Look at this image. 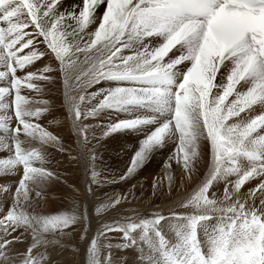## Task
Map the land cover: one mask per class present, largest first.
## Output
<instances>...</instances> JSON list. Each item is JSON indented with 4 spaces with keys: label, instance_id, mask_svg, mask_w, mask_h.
<instances>
[{
    "label": "snow or ice",
    "instance_id": "6c2138e0",
    "mask_svg": "<svg viewBox=\"0 0 264 264\" xmlns=\"http://www.w3.org/2000/svg\"><path fill=\"white\" fill-rule=\"evenodd\" d=\"M105 2L95 31H86ZM60 3L0 0V65L4 68L0 81L6 85L0 86V132L4 134L0 149L13 153L0 159V171L22 169L12 204L0 211V264H36V249L49 243L46 234L67 235L65 230L81 218L27 211L45 197L44 182L61 176L45 167V150L26 147L21 136L67 153L70 161L86 157L91 194L92 185L114 181H102L93 167L96 155L89 148L92 136L85 121L100 110L135 107L171 115L141 142L129 174L169 134L179 140L170 159L182 162L187 172L195 168L198 141L207 140L209 171L197 190L180 203L181 208L194 211L167 216L156 212L138 222L125 218L102 224L88 243L87 264H126L125 258L114 256L113 249L123 252L129 247L140 249L139 264H264V0H82L78 12L59 11ZM37 41L59 61L66 87L102 80L117 85L78 96L66 92L64 107L78 141L75 156L61 137L39 122L52 105L29 110L26 106L31 103L48 102L21 95L22 87L40 91L34 80L51 79L42 74L51 71L47 67L41 74L17 75L46 55L36 49ZM25 49L30 51L21 55ZM125 50L130 54L124 55ZM218 77L225 82H218ZM214 89L220 91L214 94ZM98 96L103 98L93 108L83 107ZM9 97H14L10 103ZM150 122L142 117L118 120L103 135ZM220 179L224 191L217 198L210 189ZM254 180L258 181L255 187L243 192ZM6 195L8 187L0 185V199ZM120 204V197L109 198L95 211L99 214ZM166 219L172 221L166 228L171 235L161 228ZM26 233L32 242L23 252L14 251ZM111 233L120 234L118 244L109 239Z\"/></svg>",
    "mask_w": 264,
    "mask_h": 264
},
{
    "label": "rangeland",
    "instance_id": "374dc122",
    "mask_svg": "<svg viewBox=\"0 0 264 264\" xmlns=\"http://www.w3.org/2000/svg\"><path fill=\"white\" fill-rule=\"evenodd\" d=\"M105 7L106 2L97 8V21L89 25L86 31H95ZM80 8H82V0H61L58 10L78 12ZM28 31H32V29H28ZM156 42L159 43V40H156ZM36 49L40 52H45L46 55L36 61L33 65L27 66L24 70H18L17 75L23 77L27 72L41 74L42 70L47 67L51 69V71L42 74L47 75L51 79L47 81L34 80L33 83L39 86L40 91L36 92L35 90L22 87L21 95L27 96L36 101L48 102V104L31 103L26 106L29 110H34L36 107H48L49 105H52L50 112H46L39 122L46 130L61 137L65 146L67 148H71L73 150L72 155L75 156L77 155L76 146L78 141L74 133L71 131V120L68 116L67 108L64 107V96L66 92L71 95L78 96L79 94H84L85 92H96L97 90L108 89L117 85L115 82L102 80L99 84H92L90 86L86 81H84L79 85L74 83L70 87H66L64 73L60 70L59 61L55 59L54 55L51 54L50 50H48L46 45L41 41L36 42ZM29 51L30 49H25L21 55L27 54ZM123 54L128 55L130 53L128 50H125ZM0 70H4L2 65H0ZM218 82L225 81L223 77H218ZM0 86H6L5 82L0 81ZM123 86L133 85L125 84ZM219 91V89L213 90L214 94H217ZM13 98L14 97H9L8 102L10 103ZM102 98V96H98L96 99L84 104L83 107L86 109L93 108ZM9 115L13 116L11 126L15 127L16 122L14 120V114L10 112ZM170 115L171 114L169 112L156 111L145 107H135L120 111L100 110L93 118H89L85 121L86 124L90 125V132L92 136L89 148L96 155L93 167L100 173V179L102 181H114L112 183L92 185L93 193L91 194L87 191L90 179L88 175L89 167L85 170L79 168L78 161L81 160L70 161L67 153L59 152L52 146H42L38 141H33L31 138L23 135L21 136V140L24 142L26 147L35 146L38 150H45L46 168H49L54 172L59 171V174H62L66 178H70L72 180V182L68 184L62 182L61 179L45 181L43 186V193L45 197L39 199L42 203L38 204L35 201L32 207L28 208L27 211L34 212V214L44 217L52 214L81 215L77 224L65 230V232L68 233L67 235H60L59 233L46 234L45 238L49 241V243L36 249L34 253L36 264H40L39 257L42 259L44 255L51 254L50 251L55 247H57V249L58 247L61 248L59 249V253H66L67 255L74 254L75 259L72 261V264H78L80 258L82 259L83 264H87L88 243L91 238L97 234L101 225L104 223L125 218H130L138 222L139 218H150L153 213L156 212L163 213L165 216L169 215L171 212H187L185 210L188 209H180L179 201L171 203L172 206H170V204H166H168L167 202L169 201L171 202V200L177 201L184 195L188 194L186 197L187 199L194 193L195 190H197L198 186L201 185L203 178L205 179L211 162V152L207 140L202 138L198 141V156L196 158L195 168L193 169L194 173L189 176L187 174L186 179H182L179 176L180 172H178L179 164L181 163L183 165V163L177 162L176 159H170L179 144L178 137L172 134L166 135L160 144L154 145L151 149H149L143 161L140 162L139 166L130 173L132 175L130 176V174H128V170L134 156L142 147L141 142L145 140V138L149 136L155 128L161 126L165 121H167L170 118ZM136 117L149 118L152 119V122L145 123L131 129L116 131L107 136L103 135L106 128L109 125L114 124L116 121L130 120ZM32 122L37 121L32 118ZM3 135L4 134L0 132V136ZM12 155L13 153L0 149V159L11 158ZM182 168L184 169V167ZM163 169L167 171L169 180L165 181L161 178V171ZM21 174L22 169L18 168V173L16 175H18L19 180ZM16 175L10 170L8 174L0 171V185H12L16 187L19 181L17 179L15 180ZM62 175L60 176L62 177ZM121 177L124 178L121 179ZM231 179H235V177H232ZM127 182H132L134 185H137L136 188L139 189V192L136 191L134 193V197L138 202L140 197L144 198L143 194L140 192V188L144 187V189L153 193V195L150 196V202H154L155 205H152L149 202L151 205L149 206L150 208H145L146 206L144 207L142 204L136 205L135 202L124 197L123 191L126 187L124 184ZM223 182V179L218 180L210 189V195L211 193H215L217 198H222L224 191ZM257 182L258 181L255 180L253 182H248L242 189L243 192H247L249 188L255 187ZM117 196L121 198L120 205L116 206V208L109 207L99 214L96 213L95 210L97 207H100L101 204H108L109 198H115ZM1 202L2 199H0V211L2 208ZM163 204L166 206H162ZM174 207L176 209H173ZM73 210H75V213H73ZM190 211L188 210V212ZM83 215L86 216V220L82 218ZM165 221L167 223H172V221L168 219ZM20 231H23V229ZM84 234V239H81V235ZM112 234L119 233H111L109 236L110 240ZM52 237L54 238L53 240ZM31 242V236L26 233L23 242L14 245V248H16L15 246H19L16 248V251L23 252ZM111 242L113 243L112 240ZM129 248L131 249L128 250L127 248L123 252H121L119 248H114V256L126 259L127 256H129V252L132 251L136 253V248ZM46 257L47 256H44L43 258L45 259ZM56 257L59 259L58 256ZM51 258L50 256L47 257L46 262H48ZM49 262L50 264H55L57 261L55 259H51ZM62 263L65 262L60 261V264Z\"/></svg>",
    "mask_w": 264,
    "mask_h": 264
},
{
    "label": "bare ground",
    "instance_id": "6f19581e",
    "mask_svg": "<svg viewBox=\"0 0 264 264\" xmlns=\"http://www.w3.org/2000/svg\"><path fill=\"white\" fill-rule=\"evenodd\" d=\"M259 111V108H257V112ZM253 114H256V113H253ZM62 131V130H61ZM64 131V130H63ZM81 161H78V164H79V168H81L82 170H85V169H87L88 167H89V161H88V159L85 157V158H83V159H80ZM179 169H178V172H180L179 173V176L182 178V179H186V175L188 174V176L189 175H192L193 173H194V171L192 170L191 172H187V171H185L182 167H183V165L180 163L179 164ZM65 170V169H64ZM11 172H13V173H15V175L18 173V167L17 168H15V169H13V170H10ZM56 173H58L57 171H55ZM143 173V172H142ZM129 174V173H128ZM139 174V173H138ZM60 175H62V174H60ZM132 174H130V176H131ZM135 175V174H134ZM133 175V176H134ZM139 176V175H138ZM16 178H15V180L17 179V180H19V177H18V175H16L15 176ZM179 177V178H180ZM161 178L163 179V180H169V176H168V173H167V171L165 170V169H163L162 171H161ZM206 178V177H205ZM9 180H11V179H9ZM61 180H62V182H64L65 184H68V183H71L72 182V180L70 179V178H66L65 176H63L62 175V177H61ZM203 180H204V178H203ZM251 182H253V181H251ZM224 183V182H223ZM124 185H126V187L124 188V191H123V194H124V197H126V198H128L129 200H131V201H133V202H135V204L136 205H139V204H142L145 208H150L149 206H151L150 204H149V202H150V196L151 195H153V193L152 192H149V191H147V189H144V187H141L140 188V192L143 194V196H144V198H141L140 197V199H139V202L135 199V197H134V193L136 192V191H138L139 192V189L138 188H136L137 187V185H134V183H132V182H127V183H125ZM253 185V184H252ZM7 187H8V195H6V196H4L3 198H2V208H1V211L2 210H6L11 204H12V199H11V196H12V193L15 191V189H16V187H14V186H12V185H7ZM196 188V187H195ZM193 189H194V187H193ZM46 191V190H45ZM243 191V190H242ZM246 191V190H245ZM188 195V194H187ZM187 195H184L182 198H180V199H178L177 201H172L171 200V202L169 201V202H167L168 204H166V205H169L170 204V206H172V204L171 203H174V202H182V201H184L185 199H186V197H187ZM36 202L38 203V204H40V203H42V201H40V200H36ZM151 203V202H150ZM164 203V202H163ZM152 205H155V203L154 202H152L151 203ZM165 204H163L162 206H164ZM165 205V206H166ZM176 206H177V203H176ZM168 207V206H167ZM166 207V208H167ZM141 208H142V206H141ZM162 208H164V207H162ZM178 208H179V206H178ZM151 209H153V208H151ZM165 209V208H164ZM170 209V208H169ZM173 209H176L175 207L173 208ZM180 209H181V207H180ZM183 209V208H182ZM168 210V209H167ZM172 210V209H171ZM183 210H185V209H183ZM189 211L191 210V211H193L192 209H188ZM188 210H185V211H187L188 212ZM173 211V210H172ZM175 211V210H174ZM180 211V210H179ZM190 211V212H191ZM171 212V211H170ZM180 212H182V211H180ZM184 212V211H183ZM170 222H166L165 220L164 221H162V223H161V228H163V229H165L166 230V233L167 234H169V235H171V233L170 232H168V230L166 229L167 228V226L168 225H170L169 224ZM87 234V233H86ZM88 235V234H87ZM113 235V236H112ZM111 235V240L113 241V243L114 244H118L119 242H120V235L119 234H112ZM136 235L137 236H139L140 234L139 233H136ZM55 237V236H54ZM51 239V238H50ZM54 238L52 237V240H53ZM87 243V242H86ZM85 244V243H84ZM15 245H17V244H15ZM22 246V245H21ZM84 246V245H83ZM16 248L17 247H19V246H15ZM16 248H13V250L14 251H16L17 249ZM21 249V248H20ZM19 249V250H20ZM59 249H61V248H59L58 247V249H57V247H55L54 249H52L51 251H50V253L51 254H49V255H44V256H47V257H49L50 256V258H51V256H52V258L51 259H55L57 262L55 263V264H60V261H63V262H65V263H62V264H72V261L75 259V256H74V254L73 255H67L66 253L64 254V253H59ZM127 249V248H126ZM129 249H131V248H128V250ZM22 250V249H21ZM136 253H134V252H129L128 253V255L129 256H127V258H126V264H139V261L137 260V254H138V251H140V249H138V248H136ZM126 253V252H125ZM58 254V255H57ZM60 254V255H59ZM126 255V254H125ZM43 256V257H44ZM56 256H58V258L59 259H57V257ZM42 257V259L39 257V262H40V264H50V262L49 261H51V259L48 261V262H46V260H47V257L44 259ZM126 257V256H125ZM60 260V261H59ZM78 264H83V262H82V259L80 258V260L78 261Z\"/></svg>",
    "mask_w": 264,
    "mask_h": 264
}]
</instances>
